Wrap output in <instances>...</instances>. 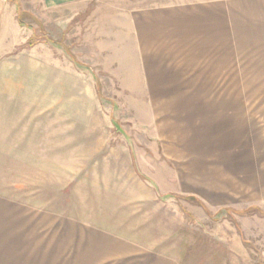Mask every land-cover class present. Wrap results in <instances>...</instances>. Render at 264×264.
<instances>
[{"label": "rangeland", "instance_id": "obj_1", "mask_svg": "<svg viewBox=\"0 0 264 264\" xmlns=\"http://www.w3.org/2000/svg\"><path fill=\"white\" fill-rule=\"evenodd\" d=\"M168 1H6L0 62L39 65L32 144L0 145V184L47 206L65 201L70 217L160 230L163 240L146 242L184 263L264 264V47L230 40L222 72L144 79L116 22L130 6ZM137 191L157 204L127 203Z\"/></svg>", "mask_w": 264, "mask_h": 264}, {"label": "crops", "instance_id": "obj_2", "mask_svg": "<svg viewBox=\"0 0 264 264\" xmlns=\"http://www.w3.org/2000/svg\"><path fill=\"white\" fill-rule=\"evenodd\" d=\"M6 1L0 0V26L9 5ZM42 1L46 8H53L83 0ZM123 16L116 22L117 39L133 49L132 62L141 66L139 70L147 80H174L180 77L173 74L183 71L222 72L223 64L227 69L230 40L236 41V47L237 41L244 39L251 42L247 44L252 48L264 47V0H169L130 6ZM36 63L29 57H17L8 67L11 71H6L8 65L0 62V82L15 85L0 87L2 153L11 149L8 145H20L21 152V145L32 144V80L38 73ZM184 64L194 67L183 68ZM142 65L162 66L155 70ZM155 71L164 75H155ZM136 195L126 201L132 199L139 203L138 207L142 199L157 204L154 194L143 198L137 191ZM56 202L61 205L47 206L32 200L28 193L16 195L0 184V264H194L184 263L163 242H146L163 240L158 236L160 230L134 221H126L125 225L122 222L124 226L119 227L113 217L105 222L96 217L87 220L79 213L70 217L66 202Z\"/></svg>", "mask_w": 264, "mask_h": 264}, {"label": "trees", "instance_id": "obj_3", "mask_svg": "<svg viewBox=\"0 0 264 264\" xmlns=\"http://www.w3.org/2000/svg\"><path fill=\"white\" fill-rule=\"evenodd\" d=\"M20 14H21V13H20ZM18 16H19V15H18ZM18 19H19V20H18V21H19V23H21V21H20V18H19V17H18Z\"/></svg>", "mask_w": 264, "mask_h": 264}]
</instances>
